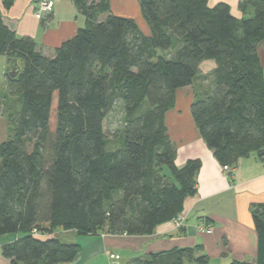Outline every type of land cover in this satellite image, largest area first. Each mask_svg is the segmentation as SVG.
<instances>
[{"label":"trees","instance_id":"obj_1","mask_svg":"<svg viewBox=\"0 0 264 264\" xmlns=\"http://www.w3.org/2000/svg\"><path fill=\"white\" fill-rule=\"evenodd\" d=\"M14 0H2L8 9ZM85 24L54 47L38 49L3 22L11 134L0 143V246L11 264L73 262L80 245L59 234L149 235L174 220L196 191L201 161L177 165L166 116L176 94L207 81L189 114L221 166L264 153V0H137L149 27L115 15L109 0H74ZM45 18V17H44ZM46 19V18H45ZM44 22V19H42ZM214 65L201 72L200 63ZM12 105V104H11ZM117 115L111 144L103 123ZM264 264V199L250 205ZM125 264H209L201 245L137 255Z\"/></svg>","mask_w":264,"mask_h":264},{"label":"crops","instance_id":"obj_2","mask_svg":"<svg viewBox=\"0 0 264 264\" xmlns=\"http://www.w3.org/2000/svg\"><path fill=\"white\" fill-rule=\"evenodd\" d=\"M53 1V7L43 22L34 17L32 0H14L8 9L3 8L0 0L3 22L18 36H29L38 49L50 53L85 24V18L77 10L74 0ZM217 2H225L233 15L240 16L237 9L239 0H208L211 5ZM109 4L115 15L134 19L140 31L149 34L137 0H109ZM8 70V59L0 55V143L11 134L10 111L13 106L17 107L12 104L10 96L6 76ZM187 111L189 123L186 126L174 114L176 108L169 111L165 119L169 137L176 147V164L182 165L193 158L201 161L196 175V191L185 199L177 217L182 218L180 226L171 220L157 225L149 235H97L99 239L95 242L100 244V250L108 252L109 264H118L121 259L119 251L129 254L126 263L137 255L195 245L202 246L209 262L213 259L228 264L233 259L255 257L257 236L250 205L264 199V159L251 154L238 160L236 165L221 166L199 136ZM198 224L203 226L202 230H197ZM206 229L211 231L206 232ZM16 237L0 235V246ZM0 264H11L1 251Z\"/></svg>","mask_w":264,"mask_h":264},{"label":"rangeland","instance_id":"obj_3","mask_svg":"<svg viewBox=\"0 0 264 264\" xmlns=\"http://www.w3.org/2000/svg\"><path fill=\"white\" fill-rule=\"evenodd\" d=\"M34 4V17L36 18L35 14L37 11V4L32 0ZM54 1L52 0V6L53 7ZM51 9L43 14L41 18L43 19L47 13L51 11ZM259 52H260V58L261 63L263 65L264 69V41L259 46ZM214 65V62L212 60H205L200 63L199 67L201 72H207L212 68ZM207 81H203L201 78H198L195 80L194 84L191 86H187L186 88H183L181 91H179L176 94V105L174 109L176 108L177 112L174 113L176 116L179 117L180 121L186 126L189 123V117L187 114L188 106L187 104L192 100L193 93H198L202 90L204 86H207ZM10 96L11 99L13 98V103L15 106H17V94L15 91L10 89ZM17 108V107H14ZM173 109V110H174ZM170 114V113H169ZM118 121H117V115L114 113L110 114L107 119H105L103 123L104 131L110 136V139L112 140L113 134L115 133L116 128L118 127ZM175 125V124H174ZM116 139V138H114ZM117 140V139H116ZM116 140H112L111 144L112 146L116 145L118 142ZM182 220V218H179V222ZM174 222H176L174 220ZM176 224V223H175ZM178 227L179 224H176ZM200 224L197 225V230L199 229ZM108 235V234H105ZM8 238H13V234H7ZM59 238L62 241H66L69 243L75 242L80 245V251L78 252L77 256L73 260L75 264H109L108 260V252H105V250H100V244L98 242H95V240H98L99 237L97 235H77L73 231L63 232L59 234ZM100 243V242H99ZM119 254L121 256V259L118 261V264L125 263V260L129 257V254L124 251H119ZM228 262V261H227ZM116 264V263H115ZM209 264H227L226 262L218 261V260H211Z\"/></svg>","mask_w":264,"mask_h":264},{"label":"built area","instance_id":"obj_4","mask_svg":"<svg viewBox=\"0 0 264 264\" xmlns=\"http://www.w3.org/2000/svg\"><path fill=\"white\" fill-rule=\"evenodd\" d=\"M34 2H36L37 4V11H36V18H41L43 16V14L47 11H49L51 9L52 6V0H33ZM264 159V153H263V157ZM226 167V166H224ZM176 222V224H179L180 222L178 221L179 218L174 219ZM199 229H203V226L200 224ZM206 232H210V229H206Z\"/></svg>","mask_w":264,"mask_h":264}]
</instances>
